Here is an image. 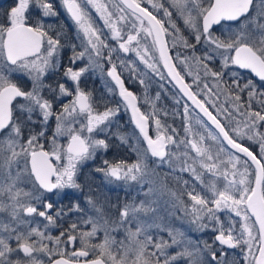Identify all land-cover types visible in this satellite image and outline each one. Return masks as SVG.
<instances>
[{
	"label": "snow or ice",
	"instance_id": "1",
	"mask_svg": "<svg viewBox=\"0 0 264 264\" xmlns=\"http://www.w3.org/2000/svg\"><path fill=\"white\" fill-rule=\"evenodd\" d=\"M252 5L253 0H120L109 11L103 0H15L0 16V212L11 218L10 223L0 219V264H25L20 253L28 264H42L34 254L51 257L54 252L61 258L50 264H264V83L258 88L255 82H264V0H259L256 15H250ZM60 7L76 26V36L69 38L62 26L46 23L47 18L59 21ZM97 70L113 83L108 91L119 95L117 107H109L103 97L97 100L82 86ZM242 70L252 78L246 79ZM125 71L128 80L145 87L144 77L154 76L177 90L176 104L182 99L185 103L182 113L172 115L182 117V139L175 128L171 135L163 134L167 125L155 111L141 112L137 96L125 85ZM53 77H59L54 85L49 83ZM101 103L102 112L97 110ZM120 103L131 112L147 150L140 153L130 145L138 154L136 163L105 161L96 171L109 181L139 185L144 199L108 205L89 196L87 207L77 201L67 212L61 208L53 215L51 197L81 190L78 165L98 149L109 148L107 138L92 134L110 132ZM150 120L155 139L148 132ZM62 136L68 137L66 147L57 143ZM119 139L128 140L124 135ZM245 140L259 151L244 146ZM42 141H50V151L43 150ZM207 141L213 145L205 147ZM170 144L177 150L183 146V152L171 151ZM148 153L159 165L167 163L177 183L182 182L179 194L169 191L173 208L182 210L197 231L211 225V245L193 243L163 223L153 207L156 190ZM205 172L219 173L223 188L205 184ZM184 173L191 183L183 180ZM27 185L30 190H25ZM72 213L78 219L66 231L55 238L48 234L49 226ZM31 217L47 221L43 230L27 227L32 221L26 218ZM120 232L123 238L117 239ZM159 232H166L168 239ZM100 233L102 242L91 243ZM77 241L81 247L71 252L72 259L63 258L61 245ZM226 249H239L241 258L226 261ZM90 254L94 258L88 259Z\"/></svg>",
	"mask_w": 264,
	"mask_h": 264
},
{
	"label": "rangeland",
	"instance_id": "2",
	"mask_svg": "<svg viewBox=\"0 0 264 264\" xmlns=\"http://www.w3.org/2000/svg\"><path fill=\"white\" fill-rule=\"evenodd\" d=\"M1 1H4V0H0V2ZM103 2L109 4V11H115V9L112 7V5L119 4V2L117 0H103ZM142 2L146 3V0H142ZM161 2H164V0H161ZM89 7L91 8V6H89ZM149 7L151 8L150 5H149ZM260 10L261 9L259 8V10L254 11L252 13V15L258 14V12ZM91 15H92L93 19L95 20L96 24L99 25L103 29V27H104L103 22L100 20L99 15L95 12L94 9L91 10ZM181 23H182V21H181ZM71 24L76 29V26L74 25V23L72 21H71ZM105 31H107V30L105 29ZM121 57H123L122 53H121ZM139 67L141 70H143L144 66L141 64V65H139ZM193 70H195V69H193ZM97 73H98V70H97ZM100 75H101L102 79H104L106 77V72H104V73L100 72ZM127 77H128V72L125 71L124 72L125 81L128 83L129 86L136 89L137 96L139 98V106H140L141 111L143 113H153L155 111V113L158 114L159 117L161 118L162 125H167V127H164L162 129L163 134L171 135L172 133H171L170 129L175 128L179 137L182 139L184 137V128H183L182 117L179 115L173 116L172 113L173 112L182 113L183 112L182 105L185 103V101L182 99L180 101V105L176 104V99L179 97L174 96L176 91L171 86V84L168 83L167 80L161 81L154 76H145L144 79H145L146 84H147V87H145L144 85H141L138 81L128 80ZM157 93L160 94L159 100L156 99ZM164 95H166V99H164ZM253 106L257 107L255 105V103ZM165 112L168 113L167 116L164 115ZM124 115L125 114L119 113V115L115 118L114 123L112 125V128L115 127L114 128L115 133L111 134V130H112V128H111L109 133H101V132L93 133L92 134L93 138L103 139L101 137V135L107 134L110 137V139L117 138L119 140V143L123 144L122 145L123 148L129 149V147L131 145V146H134L135 148H138L140 153H145L147 150L146 147L142 144V142H141L137 132L133 128V126L130 125V122L128 123L127 117L122 118V117H124ZM195 118H196V113H193V123L195 122ZM150 125H151L152 137L155 139L156 135H157V130H156L154 121L150 120ZM77 127H78V125H77ZM116 130H121V131L116 132ZM261 130H264V129H261ZM85 135H87V133H85ZM119 135L126 136L128 138L127 143H122L121 140L119 139ZM174 139H175V137H174ZM67 142H68L67 136H62V137L57 138V143L61 147H62L63 143L66 144ZM243 143L247 146H249L251 144L253 150H255L257 152L259 151L258 146L253 144V142L245 140ZM212 145H213L212 141H207L204 146L205 147H211ZM131 148H132V154L138 157L137 152L135 150H133V147H131ZM169 149H171V151H173V152H177L178 154L183 152V146H181L180 149L177 150L174 145L170 144ZM105 152L106 151L103 149H98L96 151V153L94 154V156L92 158L82 162L81 166L83 164H86L87 162H90V160H92L97 155L103 154ZM192 155H194V153H192ZM225 159H227V157H225ZM137 160H135L134 163H136ZM152 161H153V159H152L150 153H148L146 162L148 163L149 170L152 173V175L150 177L152 180V186L156 190V195L154 197V199L156 200V203L153 205V207L158 209L157 214L163 218V223L173 227L174 229L178 230L179 232L184 233L185 237L190 238L193 243L200 242L202 245V243L204 241H207L211 245L213 243V241L215 240V233L212 231L211 225H209V227L203 231H197L195 229V227L189 222V218L187 216H185V214L182 210L173 208L172 200H171V197L169 196V191L177 192V194H179L183 190V187H184L182 182L179 184L177 183L176 177H175V175H173L170 172V169H169V166L167 163H165L164 165L161 166V165H159L158 160L156 162H152ZM197 167H199V165H197ZM222 171H223V169H221V172ZM167 176L170 178V180H166ZM229 178L231 179V176H229ZM253 179H254V177H253ZM183 180H189V182L191 183L190 175L188 173H184L183 174ZM204 182H205V184H208V185L215 184L217 188H221V189L223 188V184H224L223 177L220 176L219 173L216 176H213L212 173H210V172H205ZM167 183H171V184H167ZM111 184L114 188L123 187L127 190V189H130L131 187L135 186V187H138V189L140 190V186L137 184L128 185L122 181L114 182L113 180H112ZM165 188L168 191H162V189H165ZM197 190L201 191L202 186L197 184ZM203 191H207V189H203ZM139 193H140V191H139ZM208 194L210 195L211 193L209 192ZM143 199H144L143 195L140 194V200H143ZM183 199L185 201L188 200V197L186 194L183 196ZM140 200L138 198L137 200H135V202L139 203ZM7 213L8 212H6V211L0 212V219H3L5 223H10L8 216H6ZM152 216H153V214L149 213L147 218L151 219ZM87 228H88V230H90V226ZM152 232L155 235L157 230L153 229ZM121 233L122 232L116 234L117 239L123 238L121 236ZM159 235L163 236L165 239H168L166 232H159ZM97 237L93 238L92 240L97 239ZM33 239H35V238H33ZM47 242L48 241H45V243H47ZM11 244L13 247H16L15 240L11 241ZM175 251H176V249H169L170 253H174ZM238 252H239V249L232 250L230 252V254H228L226 257H228L229 261L234 259V258L240 259L241 257H239L237 255ZM34 255H36L37 259H39L41 261H43L45 258L49 257L48 255L42 254V253L41 254H34ZM226 257H225V259H226ZM13 258H15V256ZM218 258H219V254H218ZM21 259H23V258L21 257ZM23 260L25 261V264H28V259H23Z\"/></svg>",
	"mask_w": 264,
	"mask_h": 264
},
{
	"label": "flooded vegetation",
	"instance_id": "3",
	"mask_svg": "<svg viewBox=\"0 0 264 264\" xmlns=\"http://www.w3.org/2000/svg\"><path fill=\"white\" fill-rule=\"evenodd\" d=\"M8 1L15 2V0L1 1L0 9H1L2 3L4 2L6 3ZM57 3L59 4V0H57ZM259 8H260L259 0H253V5H252L250 15H252L254 11L259 10ZM59 11L61 12V16L58 22L56 21L55 18H47L46 23H52L54 28L62 26L64 30V34L69 38L76 36L75 28L71 24V19L68 17L67 13L64 11L62 7L59 8ZM66 52L67 54H70L68 50H66ZM243 73L248 74L250 78H252L251 74L247 72H243ZM57 79H59V77H53L49 81V83H52L54 85ZM255 82L256 84H258L257 85L258 88H260V85L264 83V82H260L257 79H255ZM125 85L126 87L129 88V90L133 91V93L137 96V91L135 88L129 86L126 81H125ZM27 86L30 87V82ZM82 86H84L86 90L92 91L94 97H96L97 100L103 97L104 100L107 101V104L109 107H117V102L120 100V97L118 94L113 96L111 93H109L108 89L110 87H113V83L111 82L110 78L107 77V75L104 79H102L99 71L98 73L97 71L93 72L89 77L86 78V84ZM174 90L177 91L175 88ZM260 90H264V88H261ZM164 99H166V95H164ZM65 102L67 101L65 100ZM54 107H56L57 110H59V103H57ZM119 108H120V104H119ZM97 110L101 112L104 110L103 103L99 104ZM119 113H121V109ZM122 118H125V116ZM52 123L54 126L55 121L53 120ZM102 136L103 137L106 136L107 138L109 137L107 134L101 135V137ZM108 139H110V137ZM106 142H111V143L109 144V148L106 150L105 153L97 155L92 160H90V162H87L86 164H83L82 166L81 164L78 165V175H79L78 182L81 184L82 189L81 190L67 189L65 190L67 194H59V195H55L51 197V200L55 202L53 213H52L53 215L55 214L57 210L61 208H63L65 212H67L70 205L77 201L81 203L82 207H87L86 201H87V197L89 196H92L93 198L98 199L99 201L106 203L108 205H120L124 203L125 201L132 202L133 200H137L138 198L140 200V194H139L140 190L138 189V187L134 186L127 190L123 187L114 188L111 182L112 180L114 182H117V181H115L114 179L109 181L108 179L105 178L102 172L96 171V169L98 168L105 167V164H104L105 161H107L109 165L117 164V163H123V164L130 165V164H133L135 160L138 159L137 156L132 154V148L131 147H129V149L123 148L122 147L123 144L119 143V140L117 138H112ZM42 143L44 144L43 150L45 151L51 150L50 141L48 143H44L42 141ZM66 145L67 143L66 144L63 143L62 147H66ZM110 148H112V154H109L108 152V150L110 151ZM152 159H153L152 162H156L158 160V158H155V157H152ZM66 162L67 161L65 158L63 163L66 164ZM166 180H170V178L167 176ZM167 184H171V183H167ZM24 187H25V190L31 189V185H27ZM41 210L43 209L41 208ZM112 211H115V210L113 209ZM89 215H94V213L89 212ZM6 216H8V219L10 222L11 218L9 214L7 213ZM26 219H30L32 221V223L27 225V227L29 228L39 226L41 230H43L44 224L47 223V221L43 220L40 217H31V218H26ZM77 219H78V216L75 213L59 218L56 222V226H49L48 234L51 235L53 238L59 236L61 232L66 231L69 228L70 224ZM12 227H16V225L13 223ZM20 230H25V226L21 225ZM81 230H88V228L82 227ZM102 236H103L102 233L98 234L97 239L92 240L91 243L95 244V243L102 242ZM121 236L123 237V233H121ZM62 239L66 240L67 237H63ZM47 243H48L49 248H53V249L56 248V245L54 244V242L48 241ZM79 247H81V245L79 244V241H77L75 245L62 244L60 250L65 252V256L63 258L72 259L70 255L71 252ZM226 251L230 253L232 250L226 249ZM19 255L23 259H28L26 257H23L22 253H20ZM58 258H61V257L59 256L58 253L54 252L51 257H47L43 261L41 260L40 261L42 262V264H50V260L54 261L55 259H58ZM92 258L94 257L90 254L88 259H92ZM80 260L81 262L83 261V259L81 258Z\"/></svg>",
	"mask_w": 264,
	"mask_h": 264
},
{
	"label": "trees",
	"instance_id": "4",
	"mask_svg": "<svg viewBox=\"0 0 264 264\" xmlns=\"http://www.w3.org/2000/svg\"><path fill=\"white\" fill-rule=\"evenodd\" d=\"M14 3L15 2H10V1H8V2H4V3H2V6H1V9H0V16H2L7 10H9L10 9V7L11 6H13L14 5ZM243 76L247 79V78H250V76L248 75V74H245V73H243ZM258 85V84H257ZM120 101V100H119ZM118 101V102H119ZM120 109H121V113L122 114H125L124 116H125V118L127 117V121H128V123L130 122V125H132V123H131V120H130V116H129V114H128V111L127 110H125V108H124V105H123V103H120ZM133 126V125H132ZM114 128L115 127H113L112 128V130H111V134H113V133H115V130H114ZM134 128V127H133ZM119 131H121V130H116V132H119ZM102 138L103 139H105V138H107L106 136H102ZM109 138V137H108ZM106 139V141H109L110 139ZM140 138V137H139ZM141 140V139H140ZM141 142H142V140H141ZM109 144L111 143V142H108ZM142 144H143V142H142ZM244 146H247V145H245L244 144ZM253 150V149H252ZM255 151V150H254ZM108 152H109V154H112V148H110V151L108 150ZM129 153V152H128ZM228 254H230L229 252H227ZM226 261H229L228 260V257H226V259H225Z\"/></svg>",
	"mask_w": 264,
	"mask_h": 264
},
{
	"label": "water",
	"instance_id": "5",
	"mask_svg": "<svg viewBox=\"0 0 264 264\" xmlns=\"http://www.w3.org/2000/svg\"><path fill=\"white\" fill-rule=\"evenodd\" d=\"M119 2H120V0H118ZM243 72H247V73H249V71L248 70H242ZM250 74V73H249ZM255 79H257V80H259L258 78H255ZM190 103V102H189ZM138 105H139V100H138ZM128 113H129V115H130V119H131V112L130 111H128ZM131 122H132V119H131ZM132 124H133V122H132ZM133 126H134V124H133ZM137 131H138V129H136ZM148 132H149V135L151 136V126H150V122H149V125H148ZM138 133H139V131H138ZM139 135L141 136V138H142V140H143V142H144V144H145V146H146V148H147V142L143 139V136H142V134H140L139 133ZM152 137V136H151ZM154 139V138H153ZM242 155V154H241ZM228 250H232V249H228ZM58 259H60V258H58ZM81 259H84V258H81ZM56 260V259H55Z\"/></svg>",
	"mask_w": 264,
	"mask_h": 264
}]
</instances>
